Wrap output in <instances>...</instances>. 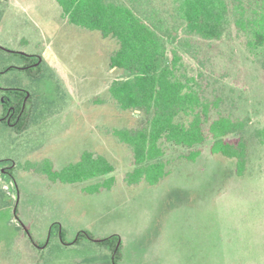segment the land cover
Instances as JSON below:
<instances>
[{
	"label": "rangeland",
	"instance_id": "obj_1",
	"mask_svg": "<svg viewBox=\"0 0 264 264\" xmlns=\"http://www.w3.org/2000/svg\"><path fill=\"white\" fill-rule=\"evenodd\" d=\"M120 1L164 24L209 101L250 122L248 162L238 168L212 154L210 142L195 161L186 158L189 149L169 145L161 181L129 184L132 152L115 133L145 126L148 116L120 109L108 92L121 76L110 63L118 42L71 24L56 0H0V60L42 59L39 75L23 82L33 119L15 130L0 118V160L14 175L0 171V264H114L99 242L114 234L121 248L115 264H264V134H257L264 129V56L234 23L222 40L206 41L174 20L173 0ZM85 150L115 170L76 184L41 173L44 161L60 168ZM110 177V189L84 190Z\"/></svg>",
	"mask_w": 264,
	"mask_h": 264
},
{
	"label": "trees",
	"instance_id": "obj_2",
	"mask_svg": "<svg viewBox=\"0 0 264 264\" xmlns=\"http://www.w3.org/2000/svg\"><path fill=\"white\" fill-rule=\"evenodd\" d=\"M56 1L62 16L71 24L118 42L110 63L121 76L111 83L108 92L120 109L139 110L148 116L145 126L115 133L132 152L133 169L126 176L129 184L161 181L169 173V145L189 149L185 156L195 161L203 153L202 146L210 142L212 154L234 159L238 168L248 162L250 143L246 132L250 122L223 113L219 102L209 101L198 79L189 74L178 48L169 45L164 24L144 9H135L120 0ZM173 10L174 20L188 36L220 41L234 23L248 38L250 49L264 56V0H239L233 5L229 0H173ZM169 33L176 39L174 31ZM13 127L21 130L22 125ZM262 133L264 129L257 131L260 136ZM7 162L0 160V165ZM114 170L107 157L85 150L79 160L60 168L44 161L41 173L54 183L76 184ZM114 184V177H110L84 190L101 192ZM118 241L116 234L99 240L110 249L114 264L121 258Z\"/></svg>",
	"mask_w": 264,
	"mask_h": 264
},
{
	"label": "flooded vegetation",
	"instance_id": "obj_3",
	"mask_svg": "<svg viewBox=\"0 0 264 264\" xmlns=\"http://www.w3.org/2000/svg\"><path fill=\"white\" fill-rule=\"evenodd\" d=\"M20 55L22 57L20 64L6 57L0 60V118L10 126L28 124L32 118L29 113L34 104L31 102V92L23 82L24 78L35 79L39 75L42 60L36 53H21ZM11 167L12 164L4 163L0 166V171L5 176L13 177ZM81 234L85 233L80 232L78 238Z\"/></svg>",
	"mask_w": 264,
	"mask_h": 264
},
{
	"label": "water",
	"instance_id": "obj_4",
	"mask_svg": "<svg viewBox=\"0 0 264 264\" xmlns=\"http://www.w3.org/2000/svg\"><path fill=\"white\" fill-rule=\"evenodd\" d=\"M16 212V211H15Z\"/></svg>",
	"mask_w": 264,
	"mask_h": 264
}]
</instances>
